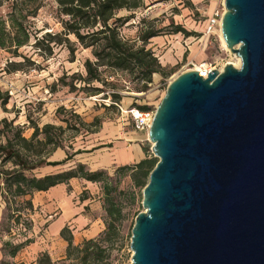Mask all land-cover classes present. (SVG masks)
<instances>
[{"label": "water", "instance_id": "obj_1", "mask_svg": "<svg viewBox=\"0 0 264 264\" xmlns=\"http://www.w3.org/2000/svg\"><path fill=\"white\" fill-rule=\"evenodd\" d=\"M240 60L176 76L148 130L157 163L131 229V264H264V0H224Z\"/></svg>", "mask_w": 264, "mask_h": 264}, {"label": "trees", "instance_id": "obj_2", "mask_svg": "<svg viewBox=\"0 0 264 264\" xmlns=\"http://www.w3.org/2000/svg\"><path fill=\"white\" fill-rule=\"evenodd\" d=\"M6 1L0 0V9L4 8ZM44 1L10 0L7 6L10 8L8 29L3 21L0 22L1 50L10 51L12 57H17V51L28 46L32 40V46L41 53L39 55L44 56H50L53 47L59 45H65L72 57L76 45L89 49L93 60H85V75H72L75 83L67 84L63 78L60 82L71 91L78 90L91 96L102 93V86L116 87L107 81L106 72L125 75L128 78L126 82L137 86L134 88L136 92L148 91L154 75H160L163 79L168 77L166 67L160 64L153 51L147 47L150 39L163 35L162 29L156 30L151 22L144 31L139 30L135 38L129 39L122 34V29L134 18L132 13L143 7V0H51L56 5L62 30L43 36L33 35L28 19L36 17ZM122 10L130 15L118 17ZM178 33L192 35L179 25L174 26L168 34ZM69 36H73L75 42H71ZM22 67V62L10 61L7 71L17 72ZM76 83L83 86L77 88ZM107 98L110 102L108 107L119 108L123 97L118 92H110L103 99ZM9 99L7 92L0 91V108L4 112ZM131 108L148 110L146 106L133 105ZM55 117L58 124L39 126L38 122L27 116V128L32 130L29 137L24 136V125L15 124L16 117L12 120L0 119V201L4 205L0 222V264H23L15 262V257L34 243L32 238L25 235L31 232L33 226L29 218L34 212L31 202L33 194L46 192L60 184L68 185L71 179L100 185L105 229L98 237L74 245L70 230L64 227L60 232L61 239L67 243L64 257L53 261L47 252H42L35 264H113L111 251L120 241V227L124 220L122 200L127 199L129 204L135 203L136 195L146 186L157 160L145 151L144 159L134 165L117 168L113 177L104 170L91 171L82 163H74L56 173L38 175L42 168L65 166L72 163L77 155L98 149L75 150L73 145L77 136L99 132V118L86 123L73 109L62 106L56 109ZM57 150L65 153L64 159L50 161ZM126 177L132 188L138 190L137 193L118 190L120 180ZM82 195L81 200L87 198V194ZM14 227L18 235L25 237L23 241H17L12 235Z\"/></svg>", "mask_w": 264, "mask_h": 264}, {"label": "rangeland", "instance_id": "obj_3", "mask_svg": "<svg viewBox=\"0 0 264 264\" xmlns=\"http://www.w3.org/2000/svg\"><path fill=\"white\" fill-rule=\"evenodd\" d=\"M8 5H10V0H7L4 8L0 9V22L3 21L7 29L10 16V8H7ZM223 11L224 0H202L196 5L191 0H148L141 9L132 13L134 18L122 29V34L126 38H135L139 30L144 31L146 25L152 22L156 30H163V35L158 36L161 39H158L159 41L153 45V48L156 49V52L153 53L158 60L171 48L172 44H177L184 51L181 62L173 66H166L168 77L164 79L160 75L153 77L152 84L146 92H136L134 88H137V86L126 82L128 78L125 75H112V72H106L105 77L108 82H112L116 87H101L96 84L103 91L98 95L91 96L78 90L71 91L69 87L63 86L60 82L61 78L67 84L75 83V80L71 76L74 74L84 76L83 64L85 60H93L90 50L82 49L78 45H76L73 57L65 45L54 46L50 56L39 55L41 53H38L39 51L32 46L33 40L28 46L22 47L17 51V57H12L10 51L0 49V91L2 93L7 92L10 96L6 105V112L0 108V119L7 118L8 120H12L16 117L15 124L24 125V136L29 137L32 130L27 128V116L38 122L39 126L46 123L58 124L55 111L62 106L66 109H73L86 123H91L94 118H99L101 126L103 123L108 124V138H111L113 143H107L104 147H112L114 143L122 140L118 135L119 133L121 135L125 134L128 137L130 131H135L128 114V109L136 105L146 106L149 110H155L168 84L179 74L193 69L197 70L202 65L215 67L216 70H222L227 64H231L235 68L240 67L239 58L231 54L224 44H222L218 27H216L213 34L207 35L205 33L207 20L215 12H218L219 16H221ZM129 15L130 13L125 10L118 13V17ZM28 22L32 34L37 36H43L46 33H59L62 30L56 5L51 0H45L36 17L29 18ZM170 22L173 25L170 26ZM176 25L181 26L192 35L184 36L181 33L168 34L171 33ZM69 40L75 42L73 36H69ZM10 61L22 62V69L17 72H8L7 64ZM82 86L76 83L77 88ZM110 92H118L122 95L123 98L119 108L108 107L110 103L108 101L109 98L103 99L104 95ZM137 136L140 139L139 144L144 154L146 151L149 156L155 158L151 152L152 144L148 140V132L147 134L137 132ZM98 143H100V140L97 136L82 135L77 136L73 147L75 150L87 151L92 146H97ZM104 150L101 149L97 152H103ZM63 153H57L54 159L59 160L64 158L65 154ZM92 158V154L82 153L77 155L72 163L65 166L47 168L44 171H40L38 175L48 172L56 173L66 170L74 163H82L91 171L104 170L109 176L113 177L115 170L121 167L114 166L94 170L92 169L95 166L91 161ZM156 160L158 159L156 158ZM82 184L83 182L75 183V187L82 190V188L87 186ZM97 187L101 194L100 185L97 184ZM93 188L96 190L95 187ZM73 190L74 187L70 186L69 189L67 187L66 192L68 196ZM118 190L138 192L137 189L132 188L128 177L120 180ZM84 193L85 191H82V194ZM82 194L80 197L84 196ZM141 200V193L136 195L135 203L133 204H129L127 199L122 200L124 204V220L120 227V241L114 245L111 251L113 264H131L132 252L129 246L131 229L135 217L139 213L144 212ZM50 209L51 213L47 212V209L46 211L42 209L43 212H40L38 208L35 213L33 212L30 215L29 218L33 225L32 230L29 233L26 232L25 235L34 240L35 246H37L36 251L44 249L45 252H50L51 259L56 261L61 259L55 255L59 252V245L54 240H48L44 236L47 234L46 229L48 222H50L49 216L55 214L57 211L54 204H51ZM11 233L17 241L25 239L24 236L17 234L16 227L13 228ZM3 239H6L5 235H3ZM36 251L31 252L33 254H25L26 261L31 260Z\"/></svg>", "mask_w": 264, "mask_h": 264}, {"label": "crops", "instance_id": "obj_4", "mask_svg": "<svg viewBox=\"0 0 264 264\" xmlns=\"http://www.w3.org/2000/svg\"><path fill=\"white\" fill-rule=\"evenodd\" d=\"M143 1L144 4L148 2V0ZM191 1L194 5H196L202 0ZM158 39H161V37H154L150 39L147 45V47L150 48L153 52H156V49L153 48V45L154 43L159 41ZM183 54L184 51L179 46H177V44H172L171 48L167 50V52L162 55L161 58H159V62L164 67L173 66L178 62H181ZM155 76L156 75H154L153 77ZM108 127V124L103 123L99 132L91 135L97 136L100 140V143H98L97 146H92V148L89 149L91 150L98 147V149L88 153L92 154L93 156L91 161L95 166L92 169L97 170L114 166L119 167L134 165L145 158V154L142 151L141 145L139 144L140 139L138 138L136 131H130L128 137H126L125 134L121 135L120 133H117L122 140L114 143L112 147H104L107 143H113L111 141V138H108ZM101 149L105 150L103 152H97ZM57 153H63V151L57 150L50 158V161H61L62 159H64H54ZM47 168L51 167L42 168L39 170V172L44 171ZM50 173L51 172L45 174ZM81 181L83 182L82 185H87L86 187L83 186L84 188H82V190L75 187V183H82ZM68 186L74 187V190L70 193L69 196L66 192ZM93 187H95L96 190H94ZM82 191H85V193L88 195L87 198L83 200L80 199ZM31 202L34 208V213L38 208L40 209V212H43L42 209H45V211L47 209V212L51 213V204H54L57 209L55 214L49 216L50 222H48V227L46 229L47 234L44 235L46 238H48V240L52 239L56 242V244L59 245V252L55 254L57 255V258L64 257L65 249L67 246V243L60 237V232L64 227H68V229L70 230L74 245H79L84 240L94 239L98 237L99 234L102 233V231L105 229L101 194L99 193L97 184L85 182L79 179H71L68 185L60 184L53 188H50L46 192L34 193L31 197ZM3 212L4 205L0 201V222L2 220ZM36 249L37 246H35V243H32L23 251H21L15 257L14 261L23 264H35L38 255L42 252H45L44 249H39L37 251ZM35 251L36 253L34 256H32L31 260L26 261L25 254H33L31 252ZM48 254L49 256H51L50 252H48ZM1 259L2 253L0 241V260Z\"/></svg>", "mask_w": 264, "mask_h": 264}, {"label": "built area", "instance_id": "obj_5", "mask_svg": "<svg viewBox=\"0 0 264 264\" xmlns=\"http://www.w3.org/2000/svg\"><path fill=\"white\" fill-rule=\"evenodd\" d=\"M221 16H219L218 12H215L207 20L206 25H205V33L207 35L213 34L216 27H218L220 30L219 20H220ZM212 70H216L215 67L202 65L196 71L199 73L201 78L206 79L208 74ZM128 114L130 115V119L132 121L133 129L138 133L147 134V132L150 128L151 122L153 120L154 110L148 109L145 111H141L137 108H130V109H128Z\"/></svg>", "mask_w": 264, "mask_h": 264}, {"label": "bare ground", "instance_id": "obj_6", "mask_svg": "<svg viewBox=\"0 0 264 264\" xmlns=\"http://www.w3.org/2000/svg\"><path fill=\"white\" fill-rule=\"evenodd\" d=\"M225 12V9H224V11H223V13ZM223 15V14H222ZM221 18H222V16H221ZM221 18H220V20H219V25H220V37H221V40H222V44H224V46H225V48L227 49V47H226V43L224 42V39H223V36H222V32H221ZM228 50V49H227ZM229 51V50H228ZM152 144V143H151ZM153 145V144H152Z\"/></svg>", "mask_w": 264, "mask_h": 264}]
</instances>
